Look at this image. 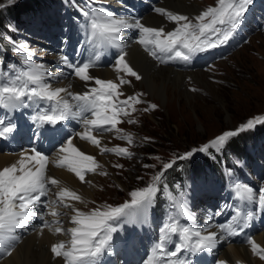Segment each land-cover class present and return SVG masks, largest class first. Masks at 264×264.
<instances>
[{"label":"snow or ice","instance_id":"snow-or-ice-1","mask_svg":"<svg viewBox=\"0 0 264 264\" xmlns=\"http://www.w3.org/2000/svg\"><path fill=\"white\" fill-rule=\"evenodd\" d=\"M8 2L12 3L13 0ZM252 3L253 0H216L215 6H208L191 17L162 7L154 8L153 11L174 25L171 30H165L163 26H146L139 18L117 15L107 7L86 6L80 9L85 18L84 44H91L96 49L118 50L111 66L118 73L119 82L92 76L90 69L97 66L95 59L72 60L67 55H60L59 61L63 68L69 70L65 73L63 69L50 71L46 65L33 62L29 56H25L21 61L24 68L17 70L14 65H8L13 69L11 75L4 72L0 76V110L14 112L32 109L33 114L29 119L34 125L33 138L38 141L59 137L57 151L62 155L59 160L53 162L55 166L74 173L81 183H91L86 181V174L95 173L101 165L93 156L86 155L74 144L73 135L100 148L102 154L112 152L130 157L131 153L126 148L101 147L99 136L115 131L121 133L119 139L132 143L131 136L123 134V130L117 125L123 122L122 117L130 115L129 109L135 111L133 105L143 102L140 99L143 95L141 93L120 99L124 96L122 86L131 83L124 78L125 75L136 80L142 79L126 60L124 30L137 31L135 42L153 59L161 63L177 60L190 63L198 54L227 44L243 24ZM0 7L4 5L0 3ZM20 48L30 53L25 45H20ZM82 51L83 48L77 49V52ZM120 73L124 75H119ZM62 76L78 78L84 82L87 91L72 92L71 84L68 87H55L49 82ZM156 107L155 104H149L144 111ZM69 120L76 121L82 126V130L72 135L66 133L64 123ZM135 122L128 120L130 124ZM257 124H264V117L248 119L235 130L225 131L207 144L198 149L194 148L177 159H187L197 151L204 153L210 148L222 147L229 138L253 129ZM16 130L17 125L13 121L6 117L0 118V139H12ZM50 162L45 152L33 144L30 148L20 151L17 161L0 169V249L8 255H11V249L18 240L17 233L26 229L33 219H43V213L39 209L59 203L71 209L73 215L70 217V223L74 226L66 230L60 226L55 227L56 233L70 234V240L51 245L53 259L63 258L64 264H103V258L114 250V234L121 231L120 225L145 222L146 212L154 204L156 194L161 190L158 185L163 171L172 167L171 163H165L161 172L152 177V183L129 192L131 199L123 204L97 206L88 212H82L66 202H82L80 195L66 187L55 193L56 201L45 202L42 199L48 195L49 185L56 186L60 183L47 174ZM164 187L166 188V185ZM236 187L239 189L237 198L245 205H255V208L244 211L242 215L241 210L234 206L235 214L231 220L216 226L220 230L219 233L211 231L204 234L206 229L181 225L176 220L165 222L159 228L158 237L141 264H196L197 254L216 249L219 244L227 242L229 237L237 236L246 227L251 226L250 222L256 212H264V186L258 189L248 185ZM215 214L221 213L217 211ZM50 215L58 217L63 214L53 209ZM52 223L59 224L60 221ZM43 227L51 230L48 221H44ZM246 243L250 245L254 255L264 260V247L257 244L251 236L246 238ZM215 264L223 262L217 261Z\"/></svg>","mask_w":264,"mask_h":264},{"label":"rangeland","instance_id":"rangeland-1","mask_svg":"<svg viewBox=\"0 0 264 264\" xmlns=\"http://www.w3.org/2000/svg\"><path fill=\"white\" fill-rule=\"evenodd\" d=\"M18 1L20 0H13L12 3H9L8 0H0V3L4 5L0 9L11 7ZM85 1L90 5L89 0ZM95 1L100 2L95 5V8L107 7L110 10L113 4L116 3L115 0ZM123 1L129 5L130 12H133L130 0H118L119 3H123ZM140 1L142 10L147 13L148 11L155 12L153 11L155 4L161 0H154L153 2H149V0ZM195 1L200 4L201 10L208 6H215L216 4V0ZM253 1L249 6L243 24L239 27L236 34L225 44L223 49L217 53L213 52L206 58L210 63L207 65L205 61L198 63L194 57L188 63V67H179L184 72L202 71L203 73V76L196 79L189 78L183 82L185 89L192 94L191 98L187 101L184 98L178 97L175 100L169 98L168 101L164 100L163 102L158 99L156 100L147 93L139 80H136L134 77L124 76L131 83L127 84L130 86L129 89L124 88V85L122 86L124 96L120 97L121 100L126 99L129 95L143 94L140 97L143 102L133 105L135 111L129 109L130 115L122 117L123 122L117 125L118 128L123 130V134L131 136L132 143L129 144L126 140L119 139L118 137L121 133L115 131L104 133L99 138L101 147H123L131 153V156H120L112 152L102 154L100 148L93 155L86 154L80 149L86 155H92L99 165H101L95 173H89L85 177L86 181L90 176L94 177L96 179V183L94 184L96 187L94 189V199H89L90 203L88 204L83 203L84 207L82 208L85 209L82 212H88L97 206L123 204L125 201L131 199L128 195L129 192L152 183V177L161 172L165 163L173 165L178 156L194 148H200L223 132L235 130L248 119L258 116L264 117V0ZM184 14L192 16L187 13ZM64 15L67 17L71 16L63 0H41L40 6L37 9L36 6H32L16 23L11 24L12 31L8 32L11 37L14 35V39L1 32L0 42L4 43L6 48L5 51L0 48V76L4 72H8L11 75L13 69H10L8 65H14L17 70L25 67L21 59H15L13 53L17 54V52L13 51V53H9L8 50L17 49L21 58L29 56L36 63L46 64L56 61V57L53 59L48 58L52 54L56 55L54 52L56 46H48L46 43L47 47H45L46 41L43 39L42 34L48 29L53 31L51 28H48L49 22L54 23L57 20H63ZM157 15L160 16L158 13ZM76 23H78V26L84 27V16L81 19L79 18ZM171 27L173 28L174 25L165 30H171ZM132 34L137 35L138 33L132 30ZM20 45H25L31 54L20 48ZM141 48L143 49L142 46ZM43 52L44 56L42 57L41 53ZM3 56L6 57L4 60L1 59ZM155 61L162 67L177 68L174 66L173 61L167 63ZM94 71L95 69H91L90 74L92 75ZM121 75L124 74L122 73ZM75 79L78 80V78ZM105 80L110 79L106 78ZM113 81L119 82L118 79ZM198 81L201 82L199 83ZM192 89H195V91ZM149 104H155L157 107L155 109L149 108L145 112L144 109ZM128 120L136 122L130 124ZM262 127L261 124H257L253 129L258 128V130H261ZM259 135L261 137H258ZM250 137L252 139L246 141L243 145L244 148L242 147L240 150L223 149L229 138L222 147L210 148L204 154L206 157H211V161H214V163L216 160H214L213 154L219 155L217 160L219 163L213 164L219 170V173L224 174V172H229L231 174V170L228 171L229 166H231L230 168L232 166L242 167L246 171L251 172L252 161L256 158L264 164V135H261V132H259L258 135L252 134ZM150 141L152 143L145 147L144 144ZM86 143L92 148H97L89 142ZM222 152H226V154H221ZM247 153L251 155L248 159L243 157ZM200 154L203 153L197 151L193 156ZM102 159L106 160V166L102 163ZM113 165H122V167H113ZM144 165H150V167L146 168ZM223 165L226 166L224 167ZM262 170L264 172V165L262 166ZM241 171L238 170L236 172L240 174ZM101 172L107 174L100 175L99 173ZM201 172H203L206 179L201 182V188L198 187L200 183L198 175L185 178L181 183L177 182L171 186L172 188L167 186L164 182L166 180L159 182L158 186L161 190L156 194V201L158 202L159 197H163L166 208L168 206L178 207V222L181 225L187 224L184 220H179L180 215H188L190 219L194 216L195 219H191L192 223L200 224L203 220L202 217H205L207 213H211L213 205L211 204L212 196L209 195L218 189L219 184L211 182L208 185V183L211 180L216 181V183L220 181L216 178L214 172L209 171L208 168L203 169ZM234 182H236V179L225 181L224 185H232ZM165 185L166 188L164 187ZM225 188L227 189V186ZM193 193H195V198L190 204V210H187L186 199ZM151 207L148 208L146 215L152 214ZM63 209V211L68 210L66 207ZM61 213L63 214L62 216L66 217L63 212ZM145 221H148L147 216ZM151 221V227L157 235L162 224L167 222L164 220L163 222L156 221L154 223L153 219ZM202 225L205 224L202 223ZM65 228L66 224H64ZM228 245L229 243L224 242L222 246L228 248ZM226 251L229 252L230 249ZM218 258L219 254L215 257L214 264L222 260ZM255 258L258 259L257 257ZM211 261H213V258H211ZM222 262L223 264H227L223 260ZM235 263L248 264L245 261H235Z\"/></svg>","mask_w":264,"mask_h":264},{"label":"bare ground","instance_id":"bare-ground-1","mask_svg":"<svg viewBox=\"0 0 264 264\" xmlns=\"http://www.w3.org/2000/svg\"><path fill=\"white\" fill-rule=\"evenodd\" d=\"M199 5L200 4H198L195 0H161L155 4V8L162 7L176 13H187L194 16L201 10V7ZM112 7L113 9L111 11H113L117 15H122L129 18H139L141 22H143L146 26H163L165 29H167L168 27L173 25L169 21H167L163 16L157 15L156 12L148 11L147 13L143 12L140 17H131L128 13H124L117 3L113 4ZM136 38L137 36L132 34V29L124 30L123 43L124 51L127 53L126 60L129 62L130 66H132L133 69H135V71H137L138 74L142 77L139 82L146 89L147 93L154 99H158L162 102L164 100L168 101L169 98L175 100L176 97L184 98L186 99V101L191 98L192 94L185 89L183 82L189 78L196 79L200 76H203L202 71L184 72L179 68L159 66L160 64H158L157 61L152 59L144 51V49L141 48L140 44L135 42ZM114 50L118 51L117 49ZM57 54L58 53H56V55L52 54L51 57L48 56L49 59H53L56 57V61L44 64L48 67L50 71H55L57 69L66 70L65 68H63V65L59 61L60 55ZM41 56H44V52L41 53ZM58 65H61L60 68L58 67ZM111 65L112 64L101 69H95L92 75L101 79L107 78L110 80H117L118 73ZM64 72L67 73L68 71ZM121 74L122 73H120L119 75ZM75 78L76 77L74 76L67 78L62 76L58 77L55 80H50L49 82L52 83L55 87H68L69 84H71L72 87L70 88V91L72 92L87 91V88L84 87V82L78 79L80 81L79 82ZM124 86V88H130V86L127 84ZM8 115L10 117H18L16 113L12 112H8ZM27 132L33 135L31 128H27ZM38 142L43 143L44 151L48 152L49 154H54V152H56L58 148L56 146V143L54 142V138L52 137H49L47 139H40L38 140ZM73 142L79 149L83 150L86 154L95 155L99 150L98 148L90 147L86 142L78 140L77 138H74ZM10 149L15 148L9 146L8 144L0 145V169L9 166L10 164L14 163L19 159V153L22 149L16 148L17 152L15 153H11ZM49 160L51 162L48 165L47 174L53 176L60 183L59 185L51 186L48 195L45 196L43 200L45 202L56 201L57 197L55 193L58 192L60 188L66 187L72 191H75L78 195L82 197V202L72 200H67L66 202L73 205L80 211H83L85 209L82 208L84 207L83 203L85 202V204H88L90 203L89 199H94V189L96 187V185L94 184L96 183V179L90 176L87 181H91V183H81V181L75 176V174L69 172L66 168L55 167L53 162L56 160V158L49 157ZM102 160V163L106 166V160ZM42 208L43 206L39 210L42 211ZM63 208L65 207L59 203L52 204L51 206L46 207V220L60 221L62 219L63 222H61L60 224L53 223L52 225H50L51 230H49L48 227L42 228L39 225V221L41 220L40 217L33 219L26 229L21 230L17 233L19 242L16 246L11 249V255L5 254L4 257L0 259V264H64L63 258L53 259L52 253L50 251V247L53 243L70 240V234H67L66 232H55V227L57 226H60L64 229V224H66L65 230L74 226L70 223V217L73 215L71 209L68 208L67 211H63ZM53 209L58 213L63 212L66 217L62 215L58 217L50 215ZM202 218L203 220L200 224H195L196 228H200L202 230L206 229L204 234L211 231H216L219 233L220 230L216 227L215 223L209 222L208 214H206L205 217L203 216ZM202 223H204L205 225H202ZM123 238L128 239L127 255L130 258V264H141V261L145 258L146 253L149 252V244L147 243V241H145V243L143 244H141L140 242L142 239H145V237L140 235L139 238H137L129 231H126L123 234H119L117 236L118 252L120 251V247L122 246ZM253 240L261 247H264V231L258 234H254ZM222 245L223 243L219 244L216 249L213 250V252L214 254H219L218 259H222L227 264H236L235 261H245L248 264H264L262 263L264 262V260H260L258 256L252 254L251 247L248 244L235 245L232 246L233 248L231 246H228V248H224ZM219 249H221V251H219ZM229 249V252L226 251ZM206 252L209 251H204V253L201 252L202 254H197L199 255L198 258H204ZM253 256L257 257L259 260ZM222 260L219 262H222Z\"/></svg>","mask_w":264,"mask_h":264},{"label":"trees","instance_id":"trees-1","mask_svg":"<svg viewBox=\"0 0 264 264\" xmlns=\"http://www.w3.org/2000/svg\"><path fill=\"white\" fill-rule=\"evenodd\" d=\"M40 3L41 0H20L11 7L0 9V33L3 32L5 34H9L8 31L12 30L11 24L16 23L31 9L32 6H40ZM261 125L263 126L261 130H258V128L255 129L257 132H254L253 129L245 130L237 136L231 137L225 145L224 150H236V148L240 147L246 141L252 139L250 137L251 134L258 135V133L261 132V135H264V124ZM151 143L152 141L146 142L144 146L147 147ZM210 161L209 156L206 157L204 153L183 160L177 159L172 167L164 170L161 181L166 180L164 182L168 187H171L176 182H181L186 177L198 173L203 168L210 165Z\"/></svg>","mask_w":264,"mask_h":264}]
</instances>
